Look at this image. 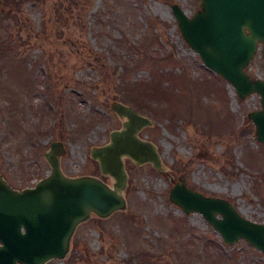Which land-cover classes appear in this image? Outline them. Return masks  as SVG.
<instances>
[{
  "label": "rangeland",
  "instance_id": "374dc122",
  "mask_svg": "<svg viewBox=\"0 0 264 264\" xmlns=\"http://www.w3.org/2000/svg\"><path fill=\"white\" fill-rule=\"evenodd\" d=\"M172 4L188 16L199 9L197 0H1L0 173L8 183L22 189L45 177L43 153L59 141L66 175L112 186L90 149L121 128L115 101L152 121L137 136L165 167L123 157L125 210L92 214L68 256L47 264H264L246 240L226 244L200 213L169 199L181 178L264 224V143L247 115L260 96L240 98L203 64ZM261 46L247 68L252 79L264 78Z\"/></svg>",
  "mask_w": 264,
  "mask_h": 264
},
{
  "label": "water",
  "instance_id": "95a60500",
  "mask_svg": "<svg viewBox=\"0 0 264 264\" xmlns=\"http://www.w3.org/2000/svg\"><path fill=\"white\" fill-rule=\"evenodd\" d=\"M197 1L199 9L191 16L172 4L180 33L203 64L229 82L240 98L259 94L261 107L247 115L256 139L264 143V78L252 79L246 71L259 44L264 60V0ZM111 107L122 120L121 128L110 131L104 145L92 147L90 156L101 174L113 178L112 186L96 176L66 175L61 168L65 146L59 141L44 151L50 172L34 186L15 189L0 173V264L64 260L78 225L92 214L107 218L125 210L123 157L165 171L154 144L137 136L152 121L120 101ZM169 199L186 214L200 213L226 244L244 239L264 253V224L243 217L228 200L192 190L181 178L171 187Z\"/></svg>",
  "mask_w": 264,
  "mask_h": 264
},
{
  "label": "trees",
  "instance_id": "16d2710c",
  "mask_svg": "<svg viewBox=\"0 0 264 264\" xmlns=\"http://www.w3.org/2000/svg\"><path fill=\"white\" fill-rule=\"evenodd\" d=\"M6 3V2H5ZM127 90V93H130V91L128 90V89H126Z\"/></svg>",
  "mask_w": 264,
  "mask_h": 264
}]
</instances>
